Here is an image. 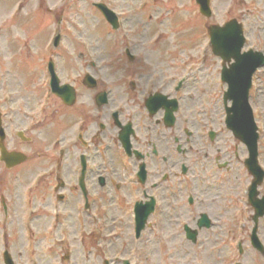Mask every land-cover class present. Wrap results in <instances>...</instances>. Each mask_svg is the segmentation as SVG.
Returning a JSON list of instances; mask_svg holds the SVG:
<instances>
[{
	"label": "rangeland",
	"instance_id": "374dc122",
	"mask_svg": "<svg viewBox=\"0 0 264 264\" xmlns=\"http://www.w3.org/2000/svg\"><path fill=\"white\" fill-rule=\"evenodd\" d=\"M98 2L106 3L119 15L122 20L119 31L115 32L94 7V4ZM212 9L213 17L206 18L200 14L196 0H0V91L4 86H9L16 101L17 91L19 90L21 97L25 93L22 86H31L34 90L38 89L34 95L39 96L41 93L39 78L43 70H46L49 58L60 64L63 82L73 81L79 74L83 76L84 61L89 64L90 60L95 59L102 62L101 78L105 80L107 86L110 85L109 87L113 88L114 97L118 101H122L128 95L133 94L136 97V93L130 90V83L128 84L130 80L145 82L146 79L140 80V78L148 77L151 74L180 79L192 69V59L200 56V52L208 48L209 68L200 73L197 80L208 84L211 88L204 103L217 121L218 127H223L224 110L220 91L224 92L225 88L218 87L217 84L221 66L217 58L213 59L209 47L208 28L214 24L223 25L230 20L237 19L243 23L249 42L251 41L258 47L257 49L264 52V0H212ZM58 32L62 34L64 40L58 50H55L51 46ZM86 46L93 48L90 51L93 57H84V61H81L79 56L81 52L85 51ZM126 49H130L136 56L134 63L127 59ZM88 64L86 63L84 66H88ZM257 75L251 104L260 127V163L264 168V68L259 70ZM192 82L193 80L189 86ZM75 83L79 85L78 81ZM26 95L29 98L34 96L29 93ZM187 97L190 98V95ZM0 98H3L2 92H0ZM195 100L196 96L192 101ZM35 101L28 102L33 105ZM189 101V99L185 100V104L182 101L188 116L187 109L193 112V105L196 104ZM21 103L22 101H19L17 104L16 101L14 104H8L6 109L17 112ZM18 117L24 120L22 116ZM8 120L13 121L14 114H11ZM26 122L28 120H25ZM61 132V124L45 130L41 138L32 142V146L22 144L17 137L10 135L12 137L10 140L11 149L24 152L29 156L27 163L13 172L3 170L0 165V189L2 187L3 191V186L7 185L5 183L12 182L15 174L20 177L19 185L17 184L18 197L17 200L14 199L17 213L13 217L15 219L12 223L13 234L10 236L11 245L16 244L14 249L15 264L68 263L64 260V254L67 253L68 248L65 243H62L60 227L57 226L55 229L50 225L47 227L42 225L43 222H28V213L24 212L32 208L31 206L26 209V204L28 205L26 198L29 197L33 200V192L28 190L34 188L35 191L37 188L33 186L34 178L31 177V174L33 175L38 169H43L40 160H38L40 157L55 158L59 156V152L52 145L55 139L60 138ZM33 134L30 136L32 137ZM227 137L229 141L224 146L225 151L230 153L231 149L237 145L242 152L241 157L246 156V149H243L241 144L234 142L231 135L228 134ZM30 143L31 141H29ZM182 159L185 161L186 158H183L182 155H175L172 161L178 165ZM223 159L227 160L225 157ZM233 161L229 172L219 171L213 165L211 171L200 173L192 168L193 162L190 160V174L184 179L181 178L185 191H182L179 196L172 194L174 196L170 197L171 195H169V198L165 196L169 188L163 187L161 195H164V199L165 197L169 199L166 201L169 207H167L164 218H167L171 227L173 226V230L167 228L172 247L169 251L163 249L157 238L155 227V230L152 229L148 233L143 232L145 243L142 254L149 257H146V264H165L167 254L170 253H172L173 261L169 262L172 264H234V261L239 259H244L245 264H264V260L260 255H257L258 252L253 251L250 245L249 235L252 225H250L247 237L242 235V228L238 229L237 226V224L241 225V222L247 221L249 215L252 214L247 206L245 194L251 177L239 162ZM150 168L155 176V167L150 165ZM151 180L153 181V179ZM195 180H199L201 184L203 183L209 188L204 195L208 202H205L204 196L203 200L197 199L196 208L198 210H195L196 212L188 207L187 202L190 194L195 196L197 194L196 191L189 189V185H195ZM45 189L46 187H43L34 194L35 200L39 201V207L48 200L55 201V194L49 197L45 195L48 191ZM136 191H138L137 186L133 188V192L126 191V195H118L116 204L126 205L132 196L129 193L136 195L138 193ZM260 191L264 195V184L260 187ZM162 197L160 196L163 200ZM104 203H112L111 198L104 197ZM133 207L130 208V211L128 210L130 213L125 211L126 207L121 210L128 214L124 222V229L122 231L110 230L109 232L114 234L111 236L121 238L129 236L134 239V232L131 230L129 222V215L133 214ZM205 210L214 217L216 227L211 232L202 231L199 239L203 243V247L194 249L185 239L182 224L187 222L195 227L194 219L196 220L199 213ZM114 216L117 217L115 213ZM151 221L153 222V219ZM226 221H228V228L223 227V223ZM260 223V236L264 240V220ZM9 224L8 226H10ZM218 224L221 226L219 227ZM151 225L154 226L153 223ZM107 233L101 231V251L99 254H95V258H99L100 261L95 259L94 264H104L105 258H111L109 250L122 252L124 249L126 252L128 250L126 247L134 248L135 246L131 245V240L122 241L117 246L109 245L104 235ZM242 237H244L246 253H249L245 258L238 256V243L243 241ZM40 238L47 240L43 243L38 241ZM73 238L76 240L75 242L72 240L74 263L89 264L83 256H86L90 249V241L88 240L87 244L83 245L78 241L77 234ZM134 240L132 241L134 242ZM195 253L198 254L195 256ZM0 264H4L1 253Z\"/></svg>",
	"mask_w": 264,
	"mask_h": 264
},
{
	"label": "flooded vegetation",
	"instance_id": "af4514ba",
	"mask_svg": "<svg viewBox=\"0 0 264 264\" xmlns=\"http://www.w3.org/2000/svg\"><path fill=\"white\" fill-rule=\"evenodd\" d=\"M195 64L209 68L208 60L195 61ZM85 69L86 67L82 68L84 75L90 73L96 84L86 85L84 76L80 74L73 82L77 92V101L73 107L63 105L54 96L52 97L56 101L40 100L41 117L35 122L38 125L34 129H50L58 122L62 125L61 136L53 146L54 149L60 148L61 156L38 159L42 166L48 164L47 169H44L47 171L45 173L47 177L42 181V186L48 189V191L45 189L47 196L62 189L61 211L62 219L66 221L63 224L70 230L69 236L72 243V240L76 241L72 239L76 237V234L79 237L78 241L83 245H86L88 240L90 241V249L83 258L94 264L95 254L101 251L102 207L109 216L116 218L112 222L109 221V224H115L113 229L121 231L124 229L126 220L120 219H125L128 215L121 210L126 207L125 211L130 213L131 206L116 204L118 195H126V191L133 192V187L137 186L138 194L142 193L143 196L144 194L164 196L161 195L164 188H169L165 196H179L182 192L180 174L182 161L178 165L174 164L172 158L175 155L186 156L188 154L187 156L193 161L194 170L209 171L212 168L213 159L216 162L219 159L214 155L223 154L226 151L222 139L217 142L220 128H215V140L210 139V132L213 131L212 127L216 126V121L211 117L212 114L206 108L204 101L210 94L211 88L208 84L197 80V77L194 78L195 81L193 79L189 87L183 84L179 91L174 87V81L165 82L164 77H160L154 84L149 80L150 78L146 77L147 81L140 86L131 82L130 90L136 93V97L132 94L118 101L114 97L113 88L109 87L110 85L107 86L102 80L101 67L91 63L89 68ZM195 74L197 72H194ZM77 81L79 85L75 83ZM190 87L192 91L189 90ZM36 90L38 91L37 88ZM159 92L168 95L171 99H178L180 110L181 100H183L181 92L188 93L189 100L196 103L193 105V112L187 109L191 114L190 117L182 123L179 110L173 127L168 128L164 124V110L159 109L156 115L152 116L151 110L146 106V101L150 95ZM101 93H104L105 99L102 103L99 98ZM221 94L222 91H220V96ZM194 96L196 100L192 101ZM58 103L62 109L57 108ZM158 107V102L154 101L150 104L153 110ZM18 116L14 115L13 121L8 120L6 123L4 121V124L9 128L12 126L18 128L25 122L21 121ZM117 120L122 125H132L134 134L131 136V143L134 150L144 154L143 161L136 157H128L122 149L118 137L121 128ZM187 128L190 131L187 132ZM9 143L11 144V141ZM142 163L145 164L147 173L146 184L143 186L134 178ZM150 165L155 167V176H153ZM193 176L196 177L194 174ZM60 177L64 180L62 184L59 183ZM81 183L86 194L81 188ZM129 195L133 196L134 193H129ZM102 197H111L112 203L100 204ZM3 201L5 202L2 205L3 213L8 218L12 196L9 195L8 202L5 199ZM162 207L167 210L169 205L164 204ZM40 208L39 218L50 224L53 219L59 221L60 213H56L54 218L49 214L53 208L51 201L44 202ZM131 217L132 213L129 215V218ZM129 222L131 223V220ZM151 228L152 226H148L146 233L152 231ZM63 238L67 237L63 234ZM0 246H4V243L0 242ZM7 246H9L8 243Z\"/></svg>",
	"mask_w": 264,
	"mask_h": 264
},
{
	"label": "water",
	"instance_id": "95a60500",
	"mask_svg": "<svg viewBox=\"0 0 264 264\" xmlns=\"http://www.w3.org/2000/svg\"><path fill=\"white\" fill-rule=\"evenodd\" d=\"M210 0H197V3L200 5V11L203 15L210 17ZM97 8L101 10V12L105 15L107 20L114 25L115 28H117L116 20L111 11H109L104 5H97ZM233 26H236L235 28ZM210 34L212 36V41L215 48V53L221 57H223L225 60H230L231 58H235L239 69L243 73L248 68V66L251 67L248 74L246 75L248 77V84L247 87L244 88L239 95L236 98L235 91L231 94V97L234 98V105L232 108V115L229 114L228 117V127L230 130H232L235 134V136L243 141L250 152V158L247 160L246 165L249 169V171L252 173V175L255 177V181L253 182V185L250 190V201L251 204L256 209V216L255 221H258L259 217H262L264 215V198L262 200H258V192L257 187L260 185L264 179V172L261 170V168L258 165L257 157H258V134H257V128L253 121V115L251 108L248 104V90L250 88V79L252 76V73L259 67L264 66V57L262 55H253V53L246 54L244 56L238 55L240 54V51L243 47L244 40L242 36V29L240 25H236V22L231 23L225 28L220 27H210ZM256 57V58H254ZM242 78V75H241ZM233 90V86L231 83V91ZM68 89L66 88H58L57 87V94L62 97L66 102L69 104L73 103L74 101V95L71 96L67 94ZM0 149L2 152V160L6 162L8 167H13L17 164H20L23 162L26 157L23 154L20 153H9L7 152L4 147L2 146V143L0 142ZM147 218V216H146ZM146 218L143 217L141 220V226L140 228L143 229L144 222L146 221ZM200 226H202V222H200ZM189 237H193L195 239V236L190 234ZM258 240L256 238V235L253 236V245L257 248L260 246L257 244ZM260 249V248H259ZM6 264H13L12 260L9 256L5 259Z\"/></svg>",
	"mask_w": 264,
	"mask_h": 264
}]
</instances>
